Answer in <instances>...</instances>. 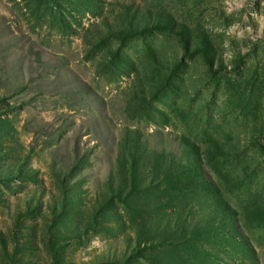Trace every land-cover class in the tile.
<instances>
[{
    "label": "rangeland",
    "instance_id": "374dc122",
    "mask_svg": "<svg viewBox=\"0 0 264 264\" xmlns=\"http://www.w3.org/2000/svg\"><path fill=\"white\" fill-rule=\"evenodd\" d=\"M0 264H264V0H0Z\"/></svg>",
    "mask_w": 264,
    "mask_h": 264
}]
</instances>
